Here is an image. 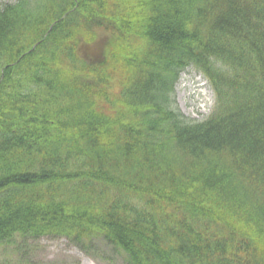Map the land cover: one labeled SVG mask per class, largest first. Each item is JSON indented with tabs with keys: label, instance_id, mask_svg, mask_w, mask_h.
Instances as JSON below:
<instances>
[{
	"label": "trees",
	"instance_id": "trees-1",
	"mask_svg": "<svg viewBox=\"0 0 264 264\" xmlns=\"http://www.w3.org/2000/svg\"><path fill=\"white\" fill-rule=\"evenodd\" d=\"M191 67L202 122L171 107ZM47 236L126 264H264V0L0 7V247Z\"/></svg>",
	"mask_w": 264,
	"mask_h": 264
},
{
	"label": "rangeland",
	"instance_id": "rangeland-1",
	"mask_svg": "<svg viewBox=\"0 0 264 264\" xmlns=\"http://www.w3.org/2000/svg\"><path fill=\"white\" fill-rule=\"evenodd\" d=\"M16 1L0 0V7ZM95 35L104 36L102 32H95ZM139 47L135 42L132 49ZM86 51L90 53L84 56L90 59L92 49L88 47ZM170 100L172 109L185 120L199 122L209 116L213 95L203 75L191 67L181 74ZM0 264H126V255L114 250L99 237L85 245L59 236L36 240L17 238L12 244L0 247Z\"/></svg>",
	"mask_w": 264,
	"mask_h": 264
}]
</instances>
